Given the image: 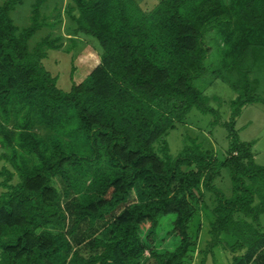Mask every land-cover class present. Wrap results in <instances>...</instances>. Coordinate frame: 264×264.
Masks as SVG:
<instances>
[{"label": "trees", "instance_id": "16d2710c", "mask_svg": "<svg viewBox=\"0 0 264 264\" xmlns=\"http://www.w3.org/2000/svg\"><path fill=\"white\" fill-rule=\"evenodd\" d=\"M44 1L23 28L10 15L23 0L0 3V264H184L197 193L208 250L230 236L232 264H264V166L233 128L264 103V0H69L74 34L100 57L69 90L41 64L46 44L28 46ZM211 32L235 75L222 163L193 138L173 157L166 139L194 107L217 115L194 84ZM224 167L230 195L214 183ZM136 185L151 195L140 207L127 205Z\"/></svg>", "mask_w": 264, "mask_h": 264}, {"label": "rangeland", "instance_id": "374dc122", "mask_svg": "<svg viewBox=\"0 0 264 264\" xmlns=\"http://www.w3.org/2000/svg\"><path fill=\"white\" fill-rule=\"evenodd\" d=\"M2 1L0 0V3ZM36 1L23 0L11 12L10 15L17 27L23 28L31 24L33 4ZM146 1L151 6L159 2V0ZM68 2L69 0H45L39 6L38 20L42 26L28 41L30 50L41 42L46 44L42 48L46 56L40 60L41 64L57 77V85L63 90H69L71 87V73L73 80L79 83L100 60L92 41L87 36L74 34L76 23L67 13ZM136 2L143 10H149L146 9L148 5L142 0H136ZM225 3H228V0H225ZM205 41L207 47H210L209 53L204 60V72L194 84L202 92L206 103L217 111V115L202 112L194 107L189 111L183 123H177L176 127L169 131L166 139L169 153L173 157L181 151L189 138H193L201 144L202 149L212 152L218 162H223L229 157L231 149V139L223 123L230 122L229 101L236 94L229 86V81H232L235 75L220 69L219 50L223 47L222 41L215 37L214 32L208 33ZM46 42L51 45L49 46ZM262 94L264 96V92ZM233 128L240 142L249 144L255 162L264 166V103L246 105L233 122ZM6 129H8L7 126ZM37 131L39 134L45 133L42 129ZM2 151L4 150L0 147V154ZM2 166L11 169L10 164L4 160H0V168ZM12 181H17V178L14 177ZM214 183L226 195H230L231 179L227 167L221 169ZM196 198L194 201L190 200L195 213L189 224L191 246L184 258V264H232V255L239 251L230 252L229 246L234 243L230 236L221 235L220 243L212 250H208V243L212 239L209 231L213 216L204 207L203 200L207 205L210 204V200L208 194L201 198V195L197 193ZM149 199H151L149 191L136 185L130 191L127 205L140 207ZM89 250L85 245L81 248L84 255H87Z\"/></svg>", "mask_w": 264, "mask_h": 264}, {"label": "crops", "instance_id": "0c3cea01", "mask_svg": "<svg viewBox=\"0 0 264 264\" xmlns=\"http://www.w3.org/2000/svg\"><path fill=\"white\" fill-rule=\"evenodd\" d=\"M136 1V0H135ZM142 2H144V3H146V5H148V6H146V9H151L153 6H151L146 0H142ZM139 5V4H138Z\"/></svg>", "mask_w": 264, "mask_h": 264}]
</instances>
